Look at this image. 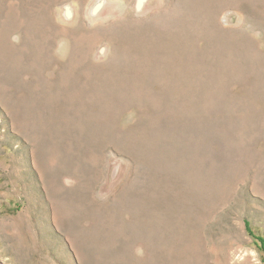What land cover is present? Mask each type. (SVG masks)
I'll list each match as a JSON object with an SVG mask.
<instances>
[{
  "label": "rangeland",
  "instance_id": "374dc122",
  "mask_svg": "<svg viewBox=\"0 0 264 264\" xmlns=\"http://www.w3.org/2000/svg\"><path fill=\"white\" fill-rule=\"evenodd\" d=\"M0 264H264V0H0Z\"/></svg>",
  "mask_w": 264,
  "mask_h": 264
}]
</instances>
